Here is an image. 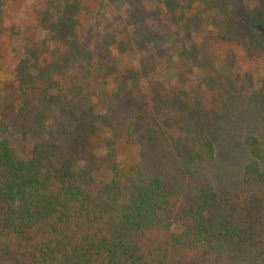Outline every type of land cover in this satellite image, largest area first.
Segmentation results:
<instances>
[{"label": "trees", "instance_id": "1", "mask_svg": "<svg viewBox=\"0 0 264 264\" xmlns=\"http://www.w3.org/2000/svg\"><path fill=\"white\" fill-rule=\"evenodd\" d=\"M237 28L232 21L225 32ZM69 52L57 63L0 68V264H264V139L245 138L250 160L237 183L194 180L217 155L212 108L220 100L208 71L197 68V84L171 83L173 106L192 114L177 129L185 141L171 180L145 161L151 146L163 148L152 129L165 93L147 89L128 103L134 114L140 102L141 114L123 127L101 110L123 105L128 64L101 52L92 65V51Z\"/></svg>", "mask_w": 264, "mask_h": 264}, {"label": "rangeland", "instance_id": "2", "mask_svg": "<svg viewBox=\"0 0 264 264\" xmlns=\"http://www.w3.org/2000/svg\"><path fill=\"white\" fill-rule=\"evenodd\" d=\"M83 1L77 5L74 0H0L2 72L9 74L25 63L38 66L50 57L57 63L59 58L71 56L70 50L77 55L92 51L91 56L96 55L90 60L92 65L96 58L100 61L98 53L121 55L129 69L126 75H118L129 90L123 93L124 103L117 112L108 106L101 111L130 128V116L141 114V106L139 102L131 114L128 103L137 100V105L147 89L157 96L164 92L159 98L165 101L154 106L157 124L152 129V140L163 148L150 145L145 161L149 168L164 167L172 180L180 173L178 149L185 141L184 133L177 129L192 114L173 106L169 89L177 80L197 84L196 71L203 66L209 88L221 101L212 108L217 116L212 129L217 155L194 180L221 188L237 183L250 160L245 138L264 139V23H258L260 16L264 18V0ZM232 21L237 23V31L226 33ZM200 25L206 30L199 34ZM175 44L182 51H174ZM77 55L73 59L87 61ZM44 100V95L35 93L33 103L40 109Z\"/></svg>", "mask_w": 264, "mask_h": 264}]
</instances>
